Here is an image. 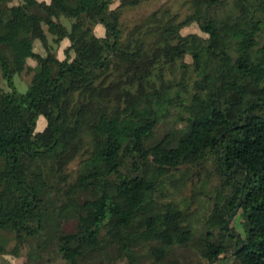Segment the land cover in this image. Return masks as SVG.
I'll list each match as a JSON object with an SVG mask.
<instances>
[{"label":"trees","instance_id":"obj_1","mask_svg":"<svg viewBox=\"0 0 264 264\" xmlns=\"http://www.w3.org/2000/svg\"><path fill=\"white\" fill-rule=\"evenodd\" d=\"M153 1L0 0V233L25 264H264V0L127 18ZM210 168L200 221L175 192Z\"/></svg>","mask_w":264,"mask_h":264},{"label":"rangeland","instance_id":"obj_2","mask_svg":"<svg viewBox=\"0 0 264 264\" xmlns=\"http://www.w3.org/2000/svg\"><path fill=\"white\" fill-rule=\"evenodd\" d=\"M168 3L177 11H180L183 15L187 13V9L185 7V0H156L149 4L142 6L141 8L134 10L129 13L128 19L131 21L139 18L143 14H147L162 4ZM66 25L69 24L64 21ZM198 28L196 25L190 26L189 28L183 31V34H190L197 32ZM74 39L76 42L77 51L80 55H85L89 51V44L84 39V37L80 36V34L75 33ZM62 51L59 54L60 58H63ZM6 56L9 57L10 61L13 62V58L10 52H6ZM19 73L14 77V83L20 93L27 92L31 76H28L24 71H22V66L18 65ZM22 71V72H21ZM0 85L5 91H9L5 82H3L1 73H0ZM45 126V120H41L39 125V130L42 131ZM78 161L74 162L69 170H75L77 168ZM213 167V166H212ZM211 173L208 175L201 176L198 171H194L193 176L188 178L186 185L182 188L178 194L175 192V198L184 203H188L190 206V210L192 213L197 215V220H205V214L209 208V204L211 203V198L215 194L216 188L220 184V179L216 177V172L213 168ZM214 193V194H213ZM210 202V203H209ZM243 209L234 213L230 219V225H232L234 231L241 235L242 237L245 235L244 228V219L242 216ZM201 224V223H200ZM16 242L13 240L11 233L7 231H3L0 233V249L5 252L0 253V264H25V259L23 257L18 258L8 254L15 246ZM25 253V251H24ZM49 258V257H48ZM171 260L178 261L180 263H188V264H209L206 260L202 259L194 249L186 248L179 249L176 251L175 255L171 258ZM45 262V261H44ZM150 261H146L144 264H150ZM43 264H66L61 259H54L51 263H43ZM112 264H125L124 262L113 260ZM215 264H240L239 261L235 259V257H224Z\"/></svg>","mask_w":264,"mask_h":264},{"label":"water","instance_id":"obj_3","mask_svg":"<svg viewBox=\"0 0 264 264\" xmlns=\"http://www.w3.org/2000/svg\"><path fill=\"white\" fill-rule=\"evenodd\" d=\"M229 224V223H228Z\"/></svg>","mask_w":264,"mask_h":264}]
</instances>
